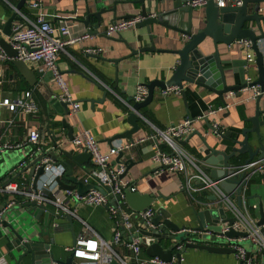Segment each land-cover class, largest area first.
Instances as JSON below:
<instances>
[{
  "label": "crops",
  "instance_id": "crops-1",
  "mask_svg": "<svg viewBox=\"0 0 264 264\" xmlns=\"http://www.w3.org/2000/svg\"><path fill=\"white\" fill-rule=\"evenodd\" d=\"M31 1H27L21 9V13L28 18L33 19L41 14L53 27L67 24L78 30L85 29L79 19L83 17L86 5H89L92 11L99 8L109 10L103 13V21L97 34L90 33L82 41L67 45L57 58L60 74L69 87L73 100L80 104L76 114L71 111L70 105H68V113L62 108L56 98L59 91L58 83L50 72L42 70L41 64L26 62L37 78L36 84L30 86L12 60L0 61V144L14 145L13 148H7L0 152V186L9 181L20 180L26 189L33 188L32 180L28 179L26 172L19 174L23 167L22 162L28 160L33 153L43 150L48 152L53 142L52 133L57 135L58 144L62 149L72 154L86 152L73 145L67 134L69 131L67 126L72 128V135L82 129H89L103 152L107 151L117 141L128 142L129 140L124 138L111 139L114 135L130 128L126 119L132 102L128 101L127 97H133L135 85L138 82L146 83L153 78L162 77L161 68L173 64L174 61V57L169 54L141 53L118 64V69L122 71V74L118 76V80L115 82L116 65L111 59L129 53V49L122 40H126L133 48L148 45L150 40L145 27L139 29L133 27L121 32V34L107 35L105 30L111 23L113 16L110 9L116 5V16L120 20L127 13H139L138 5L120 3L123 0H40L38 7H31ZM17 2L18 0H0L1 23L5 22L11 15L13 6ZM262 5L263 3L260 4L261 7ZM164 8L162 6L161 9L164 10ZM195 11L199 15L202 8ZM151 12L152 14L158 13L156 9ZM259 12L264 15V11ZM17 21L19 20H14L12 25ZM90 23L95 24L96 18L90 17ZM260 25L264 31V20L260 21ZM151 28L157 47H179L181 37L176 32L155 24ZM253 29L259 34L260 31L255 23ZM160 34H164L165 37ZM0 36H4L1 31ZM88 47H100L102 51L97 54L85 53L84 49ZM218 47L220 57L223 60L247 59L248 54L254 56L251 44L249 48H246L240 43V40L232 43L229 50L224 44H219ZM259 48L264 51V41L259 43ZM211 51L212 48L209 51H204V54ZM224 66L232 67L231 63H226ZM246 69L247 80H256L258 71L254 61L249 62ZM235 77H237L236 74ZM236 81L237 79L234 78L232 83ZM184 89L185 99L182 97L181 90L179 94L170 93L165 96L161 94V91L155 90L152 101L141 109L143 118L150 124L142 119V116L141 119L138 118L139 130L133 135L134 140L149 134L151 125L156 128H165L187 118L188 114L191 118H196L205 114L209 106L224 105L221 98L211 90L188 83H184ZM25 90L31 91L37 104L36 112L11 111L2 104V99L13 100ZM253 91L254 89L245 90L240 97H236L234 92L233 94L230 92L224 94L225 104L229 105L228 108L209 116V122H219L224 128V132L230 129L236 130L237 127H250L251 124L245 121V118L253 114ZM104 92L106 94L103 96ZM89 100L98 101L91 103ZM260 119H264V116H260ZM63 121L66 122L67 126L65 123L63 125ZM31 130H37L40 135L36 144L28 141ZM197 131L206 137L210 144L215 142L216 138L211 137L207 122L201 118L194 121L192 132L181 145L204 166L203 153L201 152L203 143L196 133ZM260 134L264 142V125L260 126ZM185 139L186 137L183 140ZM250 144L255 147L254 133L251 134ZM155 150L152 140H146L136 145V148L123 150L120 162L124 163L127 159L136 162L125 175L126 178L131 180L137 191L153 193L157 196L158 199L153 206L154 210L163 207L170 218L179 225H186V228L196 226L192 207L198 210L213 205L210 199L212 192L207 189L202 190L196 194V197L199 196L200 198L197 197L200 203L192 201L185 191L177 189L178 175L165 167L160 168L152 161L151 157ZM163 150H168V148L164 147ZM55 153L57 154L55 161L64 165L65 173L68 164L72 168L74 178L83 183H95L91 177L88 178V182H84L94 167L90 157L76 163L60 152ZM117 155L112 156V163L115 162ZM246 157V153H241L238 157L231 158L230 164L234 166L243 165ZM65 173L60 178L63 182L72 184L73 182L68 180ZM260 177V171L253 173L242 193V204L245 205L250 216L256 222L260 217L259 196L262 197L264 212V186L260 183ZM41 178L42 176L37 183ZM228 195L229 199L236 204V194L230 191ZM9 196V194L0 192V205L7 201ZM22 201L26 200L22 199ZM21 203L17 201L15 208L11 207L7 210L5 218L19 220L20 224L19 221L17 223L19 225L18 230H25L31 239L48 244L58 258L63 259L70 255L65 247L72 245L73 238L80 234L82 222L88 224L105 241L111 243L113 239L115 221L106 207L73 203L72 208L75 211V216H72L73 219L70 222L65 215L57 216L51 205H45L46 209H41L38 213L34 210H29V213L19 206ZM226 214L227 217L232 216L227 207ZM127 236L129 237L130 234ZM124 241H128V238H124L123 234L122 240L115 245V251L120 257L130 260V252L124 246ZM161 244L165 248L169 241L162 240ZM14 248L13 235L2 224L0 226V264H15L17 254H15ZM247 249L256 263L264 264V251L262 254H255V248L251 244ZM140 256L148 255L145 250L141 249ZM19 264H28V260L23 259ZM170 264L179 263L175 260ZM181 264H237V260L234 253H212L206 250L189 249L182 254Z\"/></svg>",
  "mask_w": 264,
  "mask_h": 264
},
{
  "label": "water",
  "instance_id": "water-1",
  "mask_svg": "<svg viewBox=\"0 0 264 264\" xmlns=\"http://www.w3.org/2000/svg\"><path fill=\"white\" fill-rule=\"evenodd\" d=\"M29 0H18L13 6L14 9L11 15L0 22V31L4 36H0V45L9 57H16V50H14L8 42V37L12 34V23L14 20H20L19 13ZM192 0H123L122 4H135L139 7V13L144 18L135 25V28H146L149 37V44L133 48L126 40H122L125 46L129 49V53L123 54L117 58L111 59L116 65L115 68V82L122 71L118 69V64L128 59L145 52H156L159 54H169L174 57L173 64L161 68L162 77H156L144 83L148 89L146 98L141 102H135L133 97H127L131 101L130 111L127 114V122L130 128L124 132L114 135L111 139H128L134 141L133 135L139 130L138 118H141V109L147 106L154 97L155 90H163L168 86H177L181 90L182 97L185 99L184 83L195 85L207 90L215 92L221 101L225 104L224 94L234 92L236 97L243 95V92L255 87L259 92L253 97L254 110L253 114L247 116L245 121H248L250 127H237L236 130H227L224 133H214L212 124L208 118H204L207 122L208 131L211 137L216 138L213 144L202 136L198 131L196 132L202 141L203 153L202 161L204 162V170L209 177L217 180L219 187L224 191L228 197L230 191L236 194V206L242 207V193L245 186L248 184L252 174L260 171V183L264 186V142L260 134V126L264 125V51L260 50L259 43L264 41V31L261 28L260 21L264 20V15L259 12L262 0H242L240 5L228 3L223 7L217 6L213 0H207L202 7L199 15L196 9L191 6ZM165 7L164 10L161 8ZM156 9L157 14L150 16L152 10ZM109 9L99 8L94 11L89 5H86L84 15L80 20L87 30L88 34H97L98 28L103 21V13ZM113 16L111 23L116 22L119 17L116 16V5L111 9ZM134 13H127L123 18H131L135 16ZM90 17L96 18V23H90ZM258 27L259 34L253 29V24ZM155 24L162 28L169 29L176 32L181 38L179 47L177 48H161L157 47L155 37L151 26ZM163 37L164 34H160ZM237 40H248L251 43V48L254 51V63L257 67L258 76L256 80H247L245 73L246 67L249 66L248 59H234L223 60L220 57L219 44H224L228 50L232 43ZM210 53L204 54V51ZM13 64L26 79L30 86L37 82L33 71L27 66L26 62L14 58ZM231 63L232 67H225L224 64ZM243 66V67H240ZM238 67V68H236ZM169 74V76H166ZM235 74L237 77H235ZM234 78L237 81H234ZM106 94L104 92L103 96ZM102 99V98H101ZM94 103L98 100H89ZM101 101V100H99ZM62 108L68 113L69 102L59 101ZM188 114V113H187ZM188 117L191 116L188 114ZM143 119V116H142ZM65 121V120H64ZM63 121V125L66 122ZM67 126V125H66ZM235 127V126H234ZM68 128L69 139L72 140L73 130L70 126ZM255 134L256 144L253 147L250 144L251 134ZM250 134V135H249ZM53 142L50 150L36 152L30 155L29 159L23 165L19 174L26 172L28 179L32 180V187H37L38 179L44 173L45 163L42 161L44 157H50L53 160L57 159L55 152H60L67 158L76 163H80L85 158H89L88 152L72 154L61 148L57 141V135L52 133ZM185 140H180V144H184ZM165 147L164 142L158 143V148L162 150ZM136 148V146H134ZM241 153H246L247 157L244 159L243 165L256 162L254 171L251 174L247 172L235 173L236 169L241 166H234L230 164L233 157H238ZM123 152H119L115 157V162H120ZM125 176L130 168L136 163L132 159H127L125 162ZM167 168V166L165 167ZM66 175L68 180L73 183H65L58 177L56 182L59 189L76 188L79 194H85L89 189L95 188L102 193L106 192V188L97 184V180L93 177L94 182L83 183L82 181L72 176V168L66 165ZM155 170V169H154ZM248 175V176H247ZM247 176V177H246ZM124 198L121 204L123 210L127 213L131 211H141L149 207H153L155 201L158 199L153 193H142L137 190L131 191L130 188L123 190ZM259 202L260 217L257 224L264 225V212L262 209V197ZM11 197L9 196L8 199ZM211 201L213 205H209L203 209H196L192 207L193 214L197 225L192 228H186V225H179L172 220L164 210L163 207L157 208L153 217L150 219V224L137 217L136 214L131 215L133 222L132 228L129 230L132 235L129 237L124 233V238L131 240L132 236H150L154 241L146 246L142 244V249L145 250L148 256H157L163 261H171L174 257L176 261L181 264L182 254L189 249L206 250L212 253H233V249L226 245V238H234L236 236H245L243 231H234L229 228L225 233H221L224 224H231L234 221V216L227 217L226 205L220 201L217 196L212 193ZM120 196H115L110 200V203L117 204L120 201ZM5 202L0 205V210ZM24 210H34L36 213L41 209H46L45 205L37 204L36 201H24L21 203ZM14 205L12 208H15ZM51 211V210H50ZM52 212V211H51ZM65 217L72 222V216L65 215ZM6 219L4 217L2 224L7 227L13 235V243L15 245V254H17L15 264H19L23 259L28 260V264H76L74 254L58 258L54 255V251L48 244L31 239V236L25 230H18V221ZM20 224V221H19ZM205 227L210 231L205 233ZM185 229H191L187 231ZM202 231V232H201ZM264 233V226L262 227ZM74 237V242H75ZM162 240L169 241L168 246H162ZM73 242V244H74ZM181 245V248L176 250V247ZM115 248V244L111 245ZM13 254V253H12ZM108 264H120L115 258H111ZM130 264H136L131 262Z\"/></svg>",
  "mask_w": 264,
  "mask_h": 264
},
{
  "label": "built area",
  "instance_id": "built-area-1",
  "mask_svg": "<svg viewBox=\"0 0 264 264\" xmlns=\"http://www.w3.org/2000/svg\"><path fill=\"white\" fill-rule=\"evenodd\" d=\"M207 0H192L191 6L197 9L202 8ZM214 3L223 7L228 3L240 5L242 0H213ZM263 5L260 6L259 11H264ZM40 0H32L31 7H38ZM151 14L150 16H153ZM20 20L12 25V34L9 36L8 42L11 47L16 50V57H9L2 46L0 45V61L12 60L14 58L20 59L24 62L39 63L42 70L50 72L51 76L56 80L59 86V91L56 98L59 101L69 102L71 111L76 114L80 108L79 102L73 100L71 91L65 81L63 80L60 69L57 64V58L61 51L70 44L82 41L88 36L87 30H78L74 27L61 24L57 27L50 25L41 14L36 17L28 18L22 13H19ZM143 16L136 14L131 18H122L116 22L110 23L105 33L107 35L121 34V32L135 27V25L143 20ZM240 43L246 47H250V41L240 40ZM102 49L98 48H85V53H100ZM247 59L249 62L254 61V56L248 54ZM253 97L259 92L253 87ZM180 89L177 86H168L161 90L163 96L174 93L179 94ZM148 93L146 85L138 82L135 85L134 101H143ZM233 94V92H230ZM2 104L11 111H23L32 113L37 111V104L32 97L30 90L21 92L15 99L8 98L2 99ZM228 104L221 106H209L205 114L197 116L196 118H185L177 123L170 124L165 128H156L151 125L150 133L144 137L138 138L134 141H117L113 143L107 151L100 150L97 140L93 137L89 129H82L75 133L72 137V143L75 147L82 149L90 154V158L94 165L91 174L84 179L88 182V178H95L98 185L106 188V192L102 193L98 189H89L85 194H79L76 190L59 189L56 178L61 177L65 173L64 165L57 163L50 157H44L43 162L44 173L41 180L37 183V187L26 189L22 186V182L9 181L0 186V192L10 195V199L5 201L4 206L0 210V226L5 217L7 210L11 209L16 204V196H20L26 201H36L37 204L51 205L55 210L57 216L70 215L75 216V211L72 208L73 203H82L89 206H102L106 207L110 215L115 221V230L111 243L102 239L88 224L82 222V230L75 238L72 245L66 246L65 249L74 254L76 264H108L111 258H115L120 264H170L176 259L173 257L171 261H163L157 256H140L142 244L149 246L154 238L150 236H132L131 240L124 241V246L129 250L130 260H126L118 255L112 244H117L122 240L124 233L131 235L129 231L133 222L131 215L136 214L137 217L150 224V219L153 217L155 210L153 207L146 208L141 211H131L127 213L123 210L125 188H130L135 191L136 187L131 183V180L122 176L125 172V163L111 162L112 156L119 152L130 149L146 140H152L156 148L151 159L160 168L167 166V169L178 175L177 189L185 191L192 201L200 203L196 197L202 190H210L217 198L222 201L226 207L231 211L234 216V221L231 224H224L221 233H225L229 228L234 231H243L245 236H236L234 238H226V245L233 249L236 257L237 264H258L254 261L252 254L243 245L246 241L255 248V254H262L264 251V233L262 227L250 216L244 204L238 208L229 197L226 196L224 191L219 187L218 181L209 177L208 173L203 168V163L194 158L188 153L183 146L179 143L180 140L187 137L193 130V123L201 118H208L215 115L217 112L223 111L228 108ZM130 107V106H129ZM144 119V118H143ZM145 120V119H144ZM150 124L147 120H145ZM212 128L214 133H224V128L219 122L213 121ZM39 133L37 130L29 132L28 141L30 143H38ZM164 142L168 150H160L158 143ZM12 144H0V152L7 148H13ZM26 161L22 162L24 165ZM256 162L247 165L239 166L235 173L247 172L251 174L254 171ZM248 176V175H247ZM246 176V177H247ZM120 196V201L117 204L110 203L111 199L115 196ZM56 225V223H53ZM190 231L191 229H185ZM202 232V231H201ZM205 233L210 231L205 227ZM181 245L176 247L180 249Z\"/></svg>",
  "mask_w": 264,
  "mask_h": 264
},
{
  "label": "trees",
  "instance_id": "trees-1",
  "mask_svg": "<svg viewBox=\"0 0 264 264\" xmlns=\"http://www.w3.org/2000/svg\"><path fill=\"white\" fill-rule=\"evenodd\" d=\"M139 119H141V118H139ZM17 182H21L20 180L19 181H17ZM198 198H199V196H197ZM16 198V201H18V202H23L22 201V198L20 197V196H16L15 197ZM200 199V198H199Z\"/></svg>",
  "mask_w": 264,
  "mask_h": 264
},
{
  "label": "rangeland",
  "instance_id": "rangeland-1",
  "mask_svg": "<svg viewBox=\"0 0 264 264\" xmlns=\"http://www.w3.org/2000/svg\"><path fill=\"white\" fill-rule=\"evenodd\" d=\"M243 245H244L246 248L249 247V243L246 242V241L243 243Z\"/></svg>",
  "mask_w": 264,
  "mask_h": 264
}]
</instances>
